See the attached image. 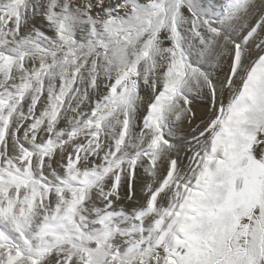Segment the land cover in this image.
Here are the masks:
<instances>
[{
    "label": "snow or ice",
    "instance_id": "6c2138e0",
    "mask_svg": "<svg viewBox=\"0 0 264 264\" xmlns=\"http://www.w3.org/2000/svg\"><path fill=\"white\" fill-rule=\"evenodd\" d=\"M0 264H264V0H0Z\"/></svg>",
    "mask_w": 264,
    "mask_h": 264
}]
</instances>
